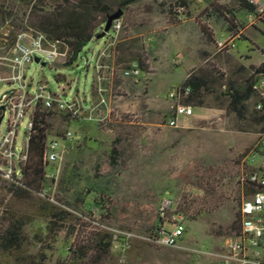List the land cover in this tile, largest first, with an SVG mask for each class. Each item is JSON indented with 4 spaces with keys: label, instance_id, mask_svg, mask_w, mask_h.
<instances>
[{
    "label": "rangeland",
    "instance_id": "rangeland-1",
    "mask_svg": "<svg viewBox=\"0 0 264 264\" xmlns=\"http://www.w3.org/2000/svg\"><path fill=\"white\" fill-rule=\"evenodd\" d=\"M38 1L0 0L2 49H12L20 34L35 36L39 32L30 24L33 6ZM43 1L49 9L60 0ZM242 2L105 0L114 14L121 13L122 28L115 39H111L114 31L103 35L99 29V36L83 48L71 65L68 58L52 63L43 59L41 63L34 61L28 65L24 90L30 95H37L39 88L45 86L46 94L90 106L96 96L101 97L97 70L100 64L107 78L102 83V94L107 101L104 108L111 95L126 94L125 88L127 91L141 88L142 94L148 90V102L154 104L155 125L138 142L135 155L125 157L116 150V164L111 162L112 149L92 157L96 145L90 142L72 159L65 141L68 131L73 132L74 141L77 139L71 127L72 119L66 112L47 110L39 103L38 112L46 115L47 140H61L65 158L61 165L46 166V189L27 198L9 192L13 182L4 180L0 174V229L12 214L33 220L25 227L23 250L8 257L0 254V263L214 264L209 254L235 236L236 231L230 229L240 228V209L250 197L247 186H242L238 179L242 174L261 169L264 163V152L258 146L264 132L263 114L257 110L259 99L254 97L244 102L242 114L230 110L233 89L246 87L257 66L251 64L247 68L231 54L217 53V39L236 36L247 26L243 18L251 11L244 8L246 0ZM26 42H30L29 37ZM255 42L264 50V34H259ZM194 49L216 50L215 54L202 55L197 65ZM239 49H246L244 42ZM183 56H187L188 62ZM263 57L258 50L253 62ZM247 60L246 57L244 62ZM133 65L139 67L141 76L125 77L123 72ZM189 65L193 68L187 73ZM201 65L206 67L208 82L201 87L200 98L192 90L182 104L194 108L197 100L201 101L213 116L194 130L171 128L168 119L173 117L178 102L170 100L168 95L174 88L183 87L184 82L172 86L180 83L186 74V80L197 81V66ZM220 71L222 78L215 75ZM3 74L8 75L6 71ZM14 89H20V85H0V99ZM118 110L112 104L110 117ZM127 111V115H133L130 106ZM8 120L6 114L1 124L3 135ZM28 122L29 117H25L18 128L19 153L26 147ZM0 164L6 162L0 158ZM45 196L50 197L57 211L69 213L57 225L46 222L40 211V198ZM164 200H171L172 206L162 219L160 207ZM178 217L184 218L186 227L180 248L157 247L138 238L125 246L120 239H114L113 230L146 237ZM80 249H88L87 256L81 258L82 254L77 253Z\"/></svg>",
    "mask_w": 264,
    "mask_h": 264
},
{
    "label": "built area",
    "instance_id": "built-area-1",
    "mask_svg": "<svg viewBox=\"0 0 264 264\" xmlns=\"http://www.w3.org/2000/svg\"><path fill=\"white\" fill-rule=\"evenodd\" d=\"M247 4L253 9L248 15V21L252 26L264 25V0H246ZM8 22V21H7ZM104 24L101 32L105 35L114 31L111 39L122 28L121 21L115 20L109 32H105ZM4 41H7L8 35H4ZM30 42H26V38ZM217 53L230 54L235 50L236 44L231 39H223L217 42ZM107 49V48H105ZM70 49L66 43L51 41L47 35L41 32H35V36L20 34L16 38L12 49H2L0 47V85L19 84L20 89L10 90L4 93L0 99V158L6 164H0V174L2 178L9 182H16L23 178L24 165L28 159V145L31 134L35 127V117L38 112L39 103H43L45 109L58 112H66L71 119H93L94 112L104 107L107 103L103 96L104 89L102 83L107 80L103 76L102 66L97 65L98 82L100 83L99 93L101 95L99 102L86 109L83 102L66 101L59 95L46 94V87L41 86L37 95H30L24 90L26 81V69L28 65L39 57L49 62H55L59 58H68ZM105 52H102L104 56ZM6 71L8 75H4ZM222 71L219 72L221 74ZM255 73V72H254ZM125 77L141 76V70L137 65L123 72ZM255 91L259 98L257 110H263L264 103V73L258 75V81L255 85ZM192 89L190 86L174 88L170 91L168 98L178 102L172 118L168 119V126L179 128V120L183 117H191L194 114V108L190 105L182 104V101L189 97ZM6 114H9L6 134L1 133V124ZM25 117H29L27 125V136L25 138L26 147L21 153L17 151L16 141L18 128ZM75 136L72 131L65 134L66 142H73ZM259 150L264 152V132L260 134L258 143ZM65 158V150L62 141L47 140L44 161L48 165H61ZM242 186H247L252 190L250 197L243 201L240 214L241 223L237 234L227 239L219 250H214L209 254L214 264H264V163L262 168L256 171H250L242 174L239 179ZM172 206L171 200H164L160 207V217L166 218L169 209ZM186 227L184 218H175L172 222H166L160 225L146 237H139L132 233L113 230L114 239L123 241L125 246L138 238L157 247L180 248V243L185 235Z\"/></svg>",
    "mask_w": 264,
    "mask_h": 264
},
{
    "label": "trees",
    "instance_id": "trees-1",
    "mask_svg": "<svg viewBox=\"0 0 264 264\" xmlns=\"http://www.w3.org/2000/svg\"><path fill=\"white\" fill-rule=\"evenodd\" d=\"M244 0H241V2ZM242 2V3H243ZM43 0L38 1L33 6L31 12L30 24L39 32L48 36L51 41H59L66 43L70 49L68 64L71 65L79 56L83 48L93 40L97 35V31L107 23L108 19L114 14L105 0H60L52 5L49 9L44 6ZM244 8L252 11L248 5ZM264 73V63L252 73L251 80L248 85L243 88L233 89L231 95L230 110L241 113L242 104L250 99L257 97L255 91V80L258 75ZM218 78L223 75L216 73ZM183 86H190L193 94L197 99L200 98V90L202 85L194 78L184 81ZM190 102V100H189ZM197 105H202L201 101L197 100ZM189 105V104H188ZM263 114L264 118V103L263 110L258 111ZM49 136L48 127L46 124V115L37 112L35 117V127L31 134L28 145V159L23 169V180L18 184L12 183L8 187L9 192L18 198H27L33 194H40L46 189V164L44 161V153L46 142ZM116 149L111 151V162L116 164ZM252 193V190L247 187ZM40 211H43V216L46 217V222L57 225L63 217L69 214L66 211H57V207L50 201V197L45 196L40 198ZM162 220V219H161ZM30 217L24 215L12 214L2 229H0V254L11 256L17 252H21L24 247L25 227L32 223ZM35 221V219H34ZM237 234L238 229L234 226L230 229ZM131 242L129 243L130 246ZM101 248V247H100ZM77 253H81L84 258L87 256L88 249H80ZM25 260V259H24ZM2 264V263H0Z\"/></svg>",
    "mask_w": 264,
    "mask_h": 264
},
{
    "label": "crops",
    "instance_id": "crops-1",
    "mask_svg": "<svg viewBox=\"0 0 264 264\" xmlns=\"http://www.w3.org/2000/svg\"><path fill=\"white\" fill-rule=\"evenodd\" d=\"M248 15L249 14L243 18V22L247 24V26L245 28L242 27L238 35H228L226 38L222 37L217 39V42L223 39H231V41L235 42V50L230 54L236 61L238 60V62H241V64L247 68H250L251 64L257 66L254 71H252V73H254L255 70L264 63V57L263 59L258 60V62H253V55L258 50L262 53V55H264V50L259 48L258 44L255 42L259 34H264V29L262 28V25L252 26L248 21ZM214 39L215 38L212 40L213 44H215ZM242 42L245 43L246 49H239V46ZM194 50L197 51L198 65L199 62H201L202 55L206 56L209 53L215 54L214 50L216 49ZM246 57L248 58L247 63L244 62ZM183 60L188 62L187 56H183ZM242 61L244 63H242ZM167 68H169L171 72H174V69H172L170 66H167ZM192 68L193 65H189L187 73ZM157 69L158 68H156V70L152 73L153 75L157 72ZM205 72H207L206 67H203L202 65L197 66V81L202 85V87L206 84V82H208L207 77H205ZM186 78L187 74L180 83L174 84L172 88L182 84ZM241 81L243 82V80ZM124 92H126V94L111 95L107 99L108 106L106 108H98L93 114V119H72L71 127L77 135V139L75 141L70 143L67 142L69 154L71 155L72 159H74V156L78 154V150L83 149V146L86 142L96 145V150H94L92 157H99L100 152L110 149L118 150L121 152V155L123 154L125 157H131L135 155V150H137L139 146L138 142H141L144 138H146L147 135L152 132L155 125L153 117L154 104L151 105V103L148 102V90L145 94H142L141 88L139 89L136 87V89H130V91H127L125 88ZM99 100L100 97L96 96L92 105H96ZM112 104H115L119 110L113 117H110ZM92 105H85V108L88 109ZM129 106L132 108V116L127 115L129 112L127 109ZM204 106V104H195L193 116L183 117L179 120V129L185 131L194 130L196 127L198 128L200 122L212 117L213 113L209 112V110Z\"/></svg>",
    "mask_w": 264,
    "mask_h": 264
},
{
    "label": "water",
    "instance_id": "water-1",
    "mask_svg": "<svg viewBox=\"0 0 264 264\" xmlns=\"http://www.w3.org/2000/svg\"><path fill=\"white\" fill-rule=\"evenodd\" d=\"M120 16H121V13L118 12V13L113 14V15L108 19V21H107V23H106V26H105V32H109V31L111 30L113 22H114L115 20H118V19L120 18ZM103 35H105V33H104ZM35 62H37V63H41V59H40L39 57H36V58H35ZM42 64L45 65V63H42ZM0 122H1V120H0Z\"/></svg>",
    "mask_w": 264,
    "mask_h": 264
}]
</instances>
